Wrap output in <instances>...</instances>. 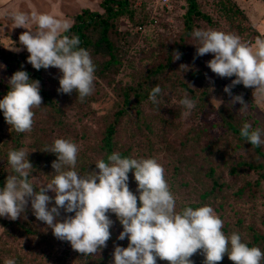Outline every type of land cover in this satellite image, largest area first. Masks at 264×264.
Returning a JSON list of instances; mask_svg holds the SVG:
<instances>
[{
	"label": "clouds",
	"instance_id": "obj_1",
	"mask_svg": "<svg viewBox=\"0 0 264 264\" xmlns=\"http://www.w3.org/2000/svg\"><path fill=\"white\" fill-rule=\"evenodd\" d=\"M10 19L14 27L26 29L19 35L22 48L10 50L26 49L27 63L37 71L58 69L61 73L58 93L75 92L81 101L93 93L96 66L90 52L79 47V37L65 34L70 23L48 13L29 15L22 11L13 12ZM33 24L34 30L30 26ZM191 35L197 41L194 60L212 54L206 66L220 78L235 77L224 87L232 104L239 103L240 110L248 106L242 94H232V88L240 84L252 88L254 98L264 99V38L258 37L253 45L243 42L239 35L211 28L193 29ZM181 55L174 51L173 60H179ZM181 67L188 70L187 65ZM8 85L9 91L0 99L5 122L17 133L31 132L34 109L42 106L40 82L18 70L8 79ZM161 92L156 85L149 93L154 105L160 103ZM179 103L186 110L184 116L190 115L196 106L187 92ZM240 136L253 147L264 145V129L253 128L247 122L241 127ZM42 152L53 153L57 159L51 163L54 170L51 181L39 187L29 178L33 168L29 153L24 149L8 152L7 163L15 174L8 175L0 188V217L15 221L30 204L36 219L51 228L57 239L69 242L74 251L89 256L107 247L113 225L108 214H115L123 228L117 239L127 238L128 245L114 247L113 264H157V259L168 264H193L191 257L198 251L204 256L203 264H219L225 254L233 264L264 262V251L250 247L241 234L225 235L223 221L211 206L195 209L186 206L177 212L165 170L155 158L122 157L113 152L107 162L97 160L95 170L82 175L75 170L79 154L75 142L56 138ZM129 172L137 184L136 194L129 188ZM49 192L54 196L48 195ZM61 210L74 215L61 220ZM5 264L15 261L7 259Z\"/></svg>",
	"mask_w": 264,
	"mask_h": 264
},
{
	"label": "trees",
	"instance_id": "obj_2",
	"mask_svg": "<svg viewBox=\"0 0 264 264\" xmlns=\"http://www.w3.org/2000/svg\"><path fill=\"white\" fill-rule=\"evenodd\" d=\"M184 2L186 10L183 16V25L186 35L191 30L192 17L204 20L207 25L211 24L210 19L198 10L196 0H184ZM133 6L130 0H100L98 4V8L101 10L100 13L83 9L71 17L70 30L65 34L79 37V47L90 52L96 66L93 93L83 101L78 98L75 92L71 95L58 93L61 73L56 68L50 67L47 70L40 69L37 71L32 66L25 64L24 68L15 70V72L24 70L29 74L31 80H39L41 85L40 95L43 100L42 106L34 109L35 117L31 132L17 133L5 122L3 112L0 111L1 123L9 128L7 139L0 143V188L4 186L8 175L15 174L7 163L8 152L19 149H24L29 153L28 160L33 166L29 178L33 181L34 186L39 187L42 184L49 183L54 173L51 163L57 157L53 153L42 152L44 146L51 145L56 138L67 139L64 136L65 128L66 126L69 127L70 123L62 120L66 112H69L70 116L76 121L96 120V111L91 106L102 99L99 92L103 87H110L115 94L111 111H108L102 117V122L96 121L97 127L93 133L97 134L99 138L98 150L101 156L99 159H103L105 162H107V157L110 154L119 152L122 157L155 158L160 163L159 153L169 151V144L165 141V137L179 134L183 124L182 118L185 109L179 102L184 97L185 92L196 102V106L190 114L191 118L197 119L203 108H209L210 90L202 82L208 73L206 62L209 60L197 61V63H194L196 67L191 68L188 66L187 70L183 67L180 68L181 64L173 60L170 51L165 57L163 51L161 52V55H163L161 61L148 68V71L146 70L139 79L132 76L126 86L121 85V81L119 83L115 80L117 74L121 72L127 74L125 73L127 70L123 68L122 60L127 53V49L134 46V42H132L133 35H130L127 30L120 32L117 28V20L119 17L127 16L128 21H130L133 15L131 10ZM139 18L141 19L136 22L135 26L141 29L144 17ZM174 49L185 54L188 47L184 46L183 48L179 44ZM211 58L212 55L209 54V59ZM49 70H55L57 72L56 76L52 78L47 76ZM156 85L161 87L162 92L158 97L160 103L154 105L149 100V93ZM5 88L7 89H4L0 99L9 91V86ZM223 108L224 106L220 107L217 109L218 111L215 109V112L219 118L220 129L222 128V133H225L224 136H218L212 140L206 139L205 141L206 128L199 125L196 128L189 127L185 134L179 137L183 140L176 146L177 151H180V148L184 149L193 145L201 146L200 153L185 158H180L177 155L178 158L174 160L167 161L165 164L160 163L165 170V179L170 191L176 198L177 212L186 206L195 209L204 205H215L213 203L215 198L218 197L217 193L225 191L226 188L230 189V185L224 182L221 179V174L217 172L220 166H225V164L227 165V174L232 177L233 184L236 182V176L243 182L242 172L247 173L249 170L257 175L253 187L259 185V178H264V145L253 147L250 143H247L240 136L241 128L237 127L234 114L229 110L221 111ZM154 133L164 134L165 137L162 136L161 139L163 143L159 142L161 146L150 137ZM71 134L74 136L73 133ZM227 137L234 141L230 146L231 149H225L218 142V140H226ZM199 140L201 143H198ZM247 150H250L251 153H248ZM79 152H81L80 148ZM80 157H78L75 167L79 174L83 175L88 171L95 170L96 162L93 159L89 160V164H84L79 161ZM166 157L168 158V155ZM212 157L221 159L222 162L213 165L212 163L215 160ZM183 161L188 163L194 161L192 164H198L201 161L197 165L198 170L195 172L194 178L192 175V178L187 179L186 173L188 170L184 171L180 165ZM205 163L206 167L203 168ZM199 171H202L201 175H196ZM128 175L129 188L136 194L137 184L134 176L132 172H129ZM39 178L40 180H38ZM249 185V182L245 181L240 187L236 185V189L233 186L235 192L232 195L235 198L243 197L245 189L249 188ZM188 187L197 191L194 196L191 193L192 197L184 202L181 195L182 192H186ZM48 195L54 196V193L49 192ZM212 200L214 202H211ZM217 204V209H220L221 204ZM30 212L31 222L29 223H22L18 219L15 221L5 219L1 220L0 224L3 228H7V234L14 231L15 228L17 230L16 236L27 238L28 242H34V246L38 248L36 256L43 260L44 264L48 262L50 264H113L112 253L114 247L116 245L127 247L128 245L127 238L123 241L117 239L123 228L115 214H108L113 221V225L110 228L111 237L107 241V247L96 255L83 256L74 251L69 242L61 240L55 242L57 240H55L56 237L53 235L52 229L48 228L43 222L38 221L32 211ZM66 215H74V213H65L61 210L60 219L62 220ZM238 221L240 220L238 219ZM223 224L222 231L225 235L234 232L226 221ZM246 229L247 237L241 235L244 242H247L250 247L256 246L264 251V235L262 232L251 226H246ZM39 240L42 246H40ZM191 259L193 264H203L204 256L198 251ZM159 261H162V264H168L165 260L157 259V262ZM219 264H233V262L225 254Z\"/></svg>",
	"mask_w": 264,
	"mask_h": 264
},
{
	"label": "rangeland",
	"instance_id": "obj_3",
	"mask_svg": "<svg viewBox=\"0 0 264 264\" xmlns=\"http://www.w3.org/2000/svg\"><path fill=\"white\" fill-rule=\"evenodd\" d=\"M53 1L56 3H52L50 0H0V97L3 95L4 89H7L5 87L9 86L8 79L15 70L17 68H24L25 64L31 66V64L27 63L29 53L26 49L19 52L10 50L12 47L22 48L19 44V35L26 31L24 28L14 27L10 19L11 14L15 11H22L29 15L32 13H48L61 21H67L71 24V17L83 10L80 9L81 7L68 10L64 7L63 3L62 5L58 3L61 0ZM66 1L67 0H65V2ZM95 1L93 2L94 5L89 6L88 9L100 13L101 10L98 8L100 0ZM130 1L132 6H136L131 8L133 14L131 20L128 21L129 19L127 16L119 17L117 20L118 30L120 32H125L127 30V32L134 37L132 41L134 42V46L127 49V53L122 60L124 65L123 68L127 70L125 72L127 74L125 75L121 72L115 76V80L119 83L121 81V85L123 86L129 84L132 76L135 79H139L146 70L148 71V68H151L155 63H158V61L160 62L163 57L161 52L164 51L165 57L168 51H170L173 57L174 48L179 44L183 46V48L184 46L188 47V49L185 54L181 55L179 60H175L178 64H184L194 68L196 67L194 63H197V61L211 60L213 56L209 59V54L197 57L195 60L193 59L196 53V46L194 44H197V41L191 35L193 29L211 28L233 33L239 35L243 42H249L253 45L258 37L264 38V0H196L198 10L210 19L211 24L207 25L204 20L192 17L190 23L191 30L187 35L184 33L185 27L183 25V16L186 10L184 0ZM56 4L59 5V7ZM139 17H144L141 29L135 26L136 22L141 19ZM30 26L34 30L35 25L33 24ZM56 73L55 70H49L47 76H51L52 78L56 76ZM47 76L45 75L46 78H48ZM233 79H235V77L220 78L208 68V73L202 82H204L210 90L208 99L209 108H203L199 113L200 115L198 114L199 117L197 116V119L191 118V115H183V124L181 125L180 132L175 136L167 135V137H165L164 134L159 133L150 135L158 145H160L159 142L163 143V141H161L162 136L165 137V141L169 144V151H161V153H159L160 163L165 164L167 161L174 160L178 158L177 155H179L180 158H185L200 153L201 146L193 145L188 148L185 147L184 149L180 148V151H177L176 146L183 140L179 137L184 135L189 127L196 128L197 125H199L206 128V134L204 135L205 141L206 139L212 140L213 138L216 139L218 136H224L225 133H222V128L220 129L219 118L215 112L222 106H224V108L221 109V111L229 110L234 114L238 128H241L243 124L247 122L251 124L253 128L259 127L264 129V99L254 98V90L252 88H245L242 84L236 85L231 90L232 94H242L245 103L248 104L246 109L240 110L241 105L239 103L232 104L230 102L231 97L224 92V87L230 85ZM99 93L102 99H99L91 106L96 111V120L76 121L70 116L69 112H66L62 117V120L70 123V126H66L65 128L64 136L69 140H73V142L78 145L81 151L78 154L81 156H78L80 157L79 161L84 164H89V160L92 159L96 162L101 157L98 150L99 138L97 134L93 133L97 127L96 121L102 122V117L105 116L108 111H111L115 95L110 87L101 88ZM218 100H223V103L221 104ZM71 133H73L74 136ZM8 135L9 128L0 121V143L5 141ZM218 142L225 149H231L230 146L234 143L233 139L230 140L228 137L226 140H218ZM198 143H201V141L199 140ZM247 152L251 153L250 150H247ZM166 155H168V158ZM212 158L215 160L212 163L213 165H218L222 162L221 159ZM194 161L191 163L183 161L180 164L184 171L188 170L186 173L188 180L192 178V175L194 178V174L198 170L197 165L201 162L199 161L198 164H192ZM205 167L206 163L203 168ZM226 168V164L225 166H220L217 172L221 174V179L230 185V189L226 188L225 191L217 193L218 197L215 198V202L213 200L211 201L214 202L213 204L215 205L211 207L214 209L215 213L220 216L222 221H226L234 232L243 235V237H247L246 226L259 229L264 235V178H259V185L253 187L257 175L255 172L249 170L247 173L242 172L243 182L236 176V182L233 184V179L228 176ZM201 173L202 171H199L196 175H201ZM38 180H40V178ZM245 181L249 182V188L245 189L243 197L235 198L232 194L235 192L236 185L240 187ZM196 191L197 190L194 188L188 187L186 192H182L183 194L181 197L183 201L186 202L189 197L194 196ZM217 203L221 204L220 209H217ZM30 211L31 207L29 204L25 214L20 219L18 218V220L22 223L31 222ZM5 219L9 220L6 217H0V221ZM238 219L240 221H238ZM8 234L11 235L9 236ZM8 234L7 228H3L0 224L1 264H5V260L7 259L14 260L15 264H44L43 260L36 256L38 248L34 246V242H28L27 238L16 236L17 230L15 228L14 231L8 232ZM55 240H57L55 242H59V239L55 238ZM41 244L40 242V246H42ZM45 264L50 263L48 262ZM157 264H162V261L157 262Z\"/></svg>",
	"mask_w": 264,
	"mask_h": 264
},
{
	"label": "crops",
	"instance_id": "obj_4",
	"mask_svg": "<svg viewBox=\"0 0 264 264\" xmlns=\"http://www.w3.org/2000/svg\"><path fill=\"white\" fill-rule=\"evenodd\" d=\"M44 1H46V0H44ZM64 1V2H63ZM61 0L60 2H58V3H60V5H62V3H63V5H64V7H66L68 10H71V9H75V8H80V9H88L89 8V6H91V5H94L93 4V2L95 1V0H67L66 2H65V0ZM50 2H52V3H56V2H54L53 0H50ZM96 2V1H95ZM57 5V4H56ZM55 5V6H56ZM58 7H59V5H57ZM62 9V8H61ZM91 9V8H90Z\"/></svg>",
	"mask_w": 264,
	"mask_h": 264
},
{
	"label": "built area",
	"instance_id": "obj_5",
	"mask_svg": "<svg viewBox=\"0 0 264 264\" xmlns=\"http://www.w3.org/2000/svg\"><path fill=\"white\" fill-rule=\"evenodd\" d=\"M162 1H165V0H162Z\"/></svg>",
	"mask_w": 264,
	"mask_h": 264
}]
</instances>
